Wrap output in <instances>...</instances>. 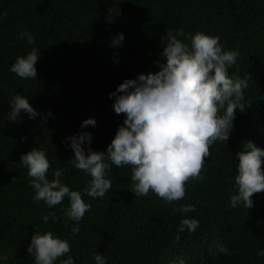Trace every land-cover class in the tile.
Instances as JSON below:
<instances>
[{"label":"trees","instance_id":"16d2710c","mask_svg":"<svg viewBox=\"0 0 264 264\" xmlns=\"http://www.w3.org/2000/svg\"><path fill=\"white\" fill-rule=\"evenodd\" d=\"M169 29L219 36L224 50L238 53L228 74L248 78L245 107L236 110L228 139L210 146L203 178L186 182L184 199L165 204L152 192L135 197L131 167L111 165V189L103 199L83 196L91 208L73 235L74 222L63 215L67 200L51 210L33 202L19 157L34 147L43 149L48 178L63 169L62 182L82 190L90 177L73 166L66 137L88 131V147L105 151L124 118L114 113L109 93L126 78L158 70ZM26 31L34 44L21 35ZM118 33L123 41L110 47ZM33 47L39 54L36 77L19 78L10 67ZM12 93L53 115L46 123L27 114L16 123L4 119ZM89 117L95 127L80 129ZM247 141L264 149V0H0V264H34L26 249L36 227L68 239L75 264H95V252L106 264H168L176 258L185 264H264V255H258L264 251V191L252 195L250 209L229 206L236 153ZM182 204L194 211H173ZM49 211L57 219L44 223L42 214ZM183 218L199 221L194 233H177ZM217 243L231 255L216 253Z\"/></svg>","mask_w":264,"mask_h":264},{"label":"clouds","instance_id":"9594fccd","mask_svg":"<svg viewBox=\"0 0 264 264\" xmlns=\"http://www.w3.org/2000/svg\"><path fill=\"white\" fill-rule=\"evenodd\" d=\"M27 43H35L30 32H23ZM183 37V39H180ZM124 37L118 33L110 40V47L118 46ZM38 49L33 47L24 56L17 57L10 71L22 79H35V64ZM163 62L157 61V71L139 73L134 79L126 78L115 91L109 93L115 114H123L122 124L105 151H94L88 145L91 133L78 131L66 137L67 146L74 153L73 166L90 177L82 190H72L62 182L63 169H55L48 178L50 162L43 149L34 147L19 157L26 169L28 184L33 189V202L48 209L62 204L66 221L74 222L70 231H80L79 222L90 210L84 195L103 199L112 187L108 178L111 165L131 167V192L135 197H144L149 192L161 198L165 204L180 201L185 197V184L190 179H202L201 170L209 148L216 141L225 142L233 128L236 110L243 111L244 89L247 77L231 78L228 70L238 57L234 50H224L219 36L203 31L186 33L183 29L167 31V44L160 52ZM10 110L4 119L16 123L22 114L29 119L40 116L44 123L53 114L51 110L41 113L33 108L29 99L12 93L8 100ZM96 121L89 117L81 121L80 129L95 127ZM63 143V142H62ZM238 164L234 175V194L229 197V206H253L251 197L264 191V149L252 141L245 143L244 150L236 153ZM173 211H194L191 204H182ZM42 220L56 221L54 211L42 214ZM199 227L195 218L181 219L177 233L187 230L194 233ZM174 239L179 242L180 235ZM216 253L231 255L223 243H217ZM34 258V264H75L68 239L52 231L41 232L35 228L26 249ZM258 255H264L260 251ZM95 264H106L103 254H93ZM168 264H185L181 258Z\"/></svg>","mask_w":264,"mask_h":264}]
</instances>
